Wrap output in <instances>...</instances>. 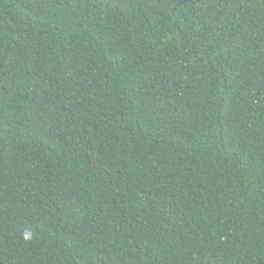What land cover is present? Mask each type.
I'll return each instance as SVG.
<instances>
[{
  "label": "trees",
  "instance_id": "16d2710c",
  "mask_svg": "<svg viewBox=\"0 0 264 264\" xmlns=\"http://www.w3.org/2000/svg\"><path fill=\"white\" fill-rule=\"evenodd\" d=\"M0 264H264V0H0Z\"/></svg>",
  "mask_w": 264,
  "mask_h": 264
},
{
  "label": "clouds",
  "instance_id": "9594fccd",
  "mask_svg": "<svg viewBox=\"0 0 264 264\" xmlns=\"http://www.w3.org/2000/svg\"><path fill=\"white\" fill-rule=\"evenodd\" d=\"M30 238V234L29 233H26L25 234V239H29Z\"/></svg>",
  "mask_w": 264,
  "mask_h": 264
}]
</instances>
